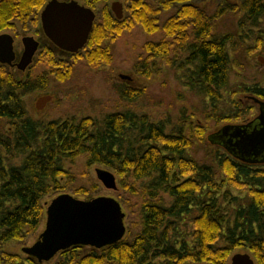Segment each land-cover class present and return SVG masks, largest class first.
Wrapping results in <instances>:
<instances>
[{
    "label": "trees",
    "instance_id": "16d2710c",
    "mask_svg": "<svg viewBox=\"0 0 264 264\" xmlns=\"http://www.w3.org/2000/svg\"><path fill=\"white\" fill-rule=\"evenodd\" d=\"M45 2L0 0V33L13 29L16 21L23 26L34 22ZM173 2L181 6L159 25L161 10ZM126 10L127 15L117 19L103 6L86 44L72 54L93 67L109 64L111 49L104 42L140 25L147 34L161 37L143 44L147 55L133 65L136 73L145 77L157 73L158 68L150 65L159 60L181 72L185 85L212 106L217 122L238 120L246 113V109H240L241 114L217 111L216 103L229 83L232 38L216 33L214 21L227 12L240 13V28H257L255 49L264 43V0L225 4L212 15L189 0H159L158 5L128 0ZM46 55L58 80L70 76L69 64L56 60L52 51ZM17 74L0 64V264L46 263L4 252L1 246L37 230L44 212L42 199L69 189L73 176L65 162L80 156L87 166L113 170L121 186L140 196L141 202L136 220L120 241L101 248L72 246L60 251L53 264H226L236 249H246L253 264H264V162L226 148L221 130L231 124L207 135L211 144L224 150L201 162L188 151L195 138L204 140L203 126L187 131L184 123H178L168 129L164 121L131 110L42 122L31 117L23 96L46 89L48 74L25 79ZM244 91L264 98L259 88ZM121 94L133 101L142 91L125 87ZM71 190L76 196L92 197L82 186Z\"/></svg>",
    "mask_w": 264,
    "mask_h": 264
},
{
    "label": "rangeland",
    "instance_id": "374dc122",
    "mask_svg": "<svg viewBox=\"0 0 264 264\" xmlns=\"http://www.w3.org/2000/svg\"><path fill=\"white\" fill-rule=\"evenodd\" d=\"M68 1V0H67ZM80 4L89 6L96 13V20L101 18V9L108 6L115 0L97 1L76 0ZM123 4V15H127L126 4L128 0H118ZM153 5H158L159 0H146ZM241 0H189V2L199 9L212 15L220 6L225 4L238 5ZM90 4H92L90 6ZM181 6L178 2H173L169 9H162L159 16V25L171 15H174ZM240 13L227 12L222 17L215 19V32L218 34L231 35L232 42L228 44L230 56L229 83L223 90V97L216 103L217 111L225 114H239V110L246 109L238 120H221L217 122L214 113H211L212 106L205 98L185 85V80L181 77V72L176 68H171L165 63L157 60L151 68H158L157 73H152L145 77L136 73L133 65L140 56L146 57L142 49L143 44L148 40H158L161 35L158 33L147 34L140 25H135L132 29L124 30L118 37L106 40L105 45L111 49L112 61L109 64H101L97 67L89 65L82 57L63 51L52 45L43 35L38 24L28 22L24 27L15 22L13 29H7L1 33L10 34L14 38L15 61H18L23 51L21 38L23 35H32L39 41L38 50L33 56L32 63L25 71L8 68L10 71H17V78L25 79L26 76H35L43 72L48 74V85L44 90H37L23 96L26 108L32 118L42 122L75 117H97L114 111L131 110L136 113H147L153 121H164L167 128L184 123L186 130L189 127L205 128L204 140L194 139V146L188 153L199 161H210L211 155L216 150L223 148L211 144L207 140V135L216 131L223 125L243 124L256 118L259 115L258 105L254 98L264 101V98L256 96L245 89L259 88L264 92V64L258 56L264 53V43L257 48L254 36L257 35V28H240ZM35 33V34H34ZM47 51H52L56 60H63L71 66L70 76L65 80H58L50 72V64L47 61ZM81 50L78 54H82ZM128 87L131 90L142 91L140 98L129 101L128 97H123L121 92ZM50 95L51 100L46 106L38 110L35 107L40 96ZM237 106L239 109H237ZM210 113V115H208ZM241 114V113H240ZM1 124V123H0ZM188 131V130H187ZM191 134L195 136V130ZM65 168L73 176L69 182V189L61 193H68L78 198H87L83 195H74L72 187L82 186L92 197L109 196L118 200L122 211L125 214L124 225L127 228L131 222L135 221L137 208L141 202V197L131 194L120 184V179L115 172L103 165L93 164L87 166L83 156L77 157L73 162L66 161ZM102 168L111 171L116 177L117 189H106L97 179L95 169ZM93 186H95L93 188ZM225 190V187H223ZM235 192L234 194H236ZM60 194V193H59ZM58 194L45 196L41 204L43 205V217L37 230L26 236L21 241H10L1 246L2 251L17 254L24 258L25 253L22 247L32 245L44 229L45 208L47 203ZM169 200H167L168 202ZM126 233V232H125ZM125 236V235H124ZM236 253H248L246 249H236L229 256L226 264H231V257ZM59 259V254L54 259L44 264H53ZM203 264V263H188Z\"/></svg>",
    "mask_w": 264,
    "mask_h": 264
},
{
    "label": "water",
    "instance_id": "95a60500",
    "mask_svg": "<svg viewBox=\"0 0 264 264\" xmlns=\"http://www.w3.org/2000/svg\"><path fill=\"white\" fill-rule=\"evenodd\" d=\"M117 19L123 16L119 1L111 4ZM95 20L94 12L76 1L50 0L41 12V25L46 37L57 48L75 53L86 44ZM23 51L15 61L14 39L10 34H0V63L25 71L32 63L39 42L25 36L21 40ZM262 63L264 60L259 58ZM51 100L50 95L40 96L36 109H43ZM261 112L250 125H228L221 130L226 137L225 146L234 153L254 157L264 162V102ZM96 177L106 189H117L116 177L109 170L96 168ZM125 214L115 198L96 196L78 198L68 193L53 197L45 208V224L37 240L22 252L39 263L48 262L60 251L72 246L101 248L120 241L126 232ZM231 264H253L247 253L233 254Z\"/></svg>",
    "mask_w": 264,
    "mask_h": 264
},
{
    "label": "flooded vegetation",
    "instance_id": "af4514ba",
    "mask_svg": "<svg viewBox=\"0 0 264 264\" xmlns=\"http://www.w3.org/2000/svg\"><path fill=\"white\" fill-rule=\"evenodd\" d=\"M50 0H46V2H45V4L43 5V7L39 10V12L37 13V15L35 16V17H33V19H34V22L33 23H35L36 25L38 24V26L40 27V29H41V31H39V33H41V35H43L42 37H43V39H47L49 42H51L47 37H46V35L44 34V31H43V29H42V25H41V12H42V10L44 9V7H45V5L49 2ZM58 1H63V2H69V1H76V0H58ZM115 1H118V0H115ZM77 3H79L78 1H76ZM120 2V1H119ZM122 3V2H121ZM80 4V3H79ZM81 5H83V4H81ZM83 6H85V7H88V8H90L89 6H86V5H83ZM93 12H94V14H95V17H96V13H95V11L92 9V8H90ZM21 24V23H20ZM22 25V24H21ZM23 26V25H22ZM24 27V26H23ZM0 34H2V33H0ZM35 34V33H34ZM25 36H30V37H33L36 41H38L34 36H32V35H23L22 36V38L23 37H25ZM22 38H21V40H22ZM14 39V38H13ZM39 42V41H38ZM22 43V42H21ZM52 43V42H51ZM39 47V46H38ZM38 50V49H37ZM259 58H262L263 60H264V53L262 54V55H260V56H258V59ZM1 64V63H0ZM264 64V63H263ZM3 65H6V64H3ZM8 68H12V69H16V70H18L16 67H11V66H9V65H6ZM18 71H20V70H18ZM254 100H255V102H256V104L258 105V109H259V114H260V112H261V102H264L263 100H260V99H257V98H254ZM259 116V115H258ZM257 116V117H258ZM255 119L256 118H254V119H252V120H250V121H247L246 123H243V124H240V125H250L251 123H253L254 121H255ZM231 125H233V124H231ZM234 125H238V124H234Z\"/></svg>",
    "mask_w": 264,
    "mask_h": 264
}]
</instances>
